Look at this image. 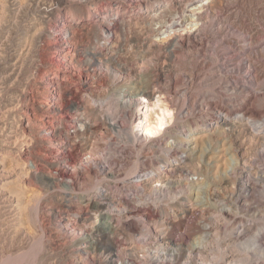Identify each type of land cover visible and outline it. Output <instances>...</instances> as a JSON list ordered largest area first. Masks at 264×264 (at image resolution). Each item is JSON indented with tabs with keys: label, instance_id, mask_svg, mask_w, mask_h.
Returning a JSON list of instances; mask_svg holds the SVG:
<instances>
[{
	"label": "rangeland",
	"instance_id": "obj_1",
	"mask_svg": "<svg viewBox=\"0 0 264 264\" xmlns=\"http://www.w3.org/2000/svg\"><path fill=\"white\" fill-rule=\"evenodd\" d=\"M161 1L0 0V264H264V0ZM233 85L252 121L174 161ZM139 98L171 113L150 139L131 133Z\"/></svg>",
	"mask_w": 264,
	"mask_h": 264
},
{
	"label": "built area",
	"instance_id": "obj_2",
	"mask_svg": "<svg viewBox=\"0 0 264 264\" xmlns=\"http://www.w3.org/2000/svg\"><path fill=\"white\" fill-rule=\"evenodd\" d=\"M153 5L154 4H151L150 7L148 8L150 12L145 13V14L153 13V10L155 7ZM133 9L135 10V6ZM62 22H63L62 19L58 20V23H62ZM112 41H114L113 36H112V31H111V28L109 26H107L104 28L102 35L100 37V40H99V45H100L101 50H103V51L108 50L110 48ZM156 41H157V45H159V44L167 45L165 48L168 49V57H169V59L173 60V59H176V56L173 53L175 51V49L177 48V47H175V45L178 43L183 44L184 39L183 38H177V37H173V38L164 37L162 39H157ZM101 56H106V54H102ZM109 58L112 59V58H114V56H111ZM212 73L213 72H211V74ZM125 81L126 80L122 81L120 78H117L115 80V82H113L111 85L112 90L113 91H121L123 88L124 89L130 88V86L128 84H125L126 83ZM225 84L226 85L233 84L231 78H229ZM154 87H156L154 89H157L155 91L161 92V89H159L160 88L159 86H154ZM229 88L231 90H235V92L232 94L233 97H230V96L226 97V100L229 103L227 105L228 109H226V111L223 109L218 110V106L216 105L215 108L210 109V111H212V113L205 112V114H200L196 122H190L187 125H183L179 128V130L177 132V139L172 144V148H173L172 152L177 154V156L174 158V161H177L178 159L182 160L192 150V144L196 138L190 143L189 140H190L192 134L190 133V131H187V130L185 131V129L188 128V126L190 124H192V123L197 124L200 121H202L200 124V128L202 130H206L205 132H207L209 129H213V128L217 127L218 125L229 126L232 123H234V124H240V123H246V122L249 123V118L247 116L246 110L244 109L245 91L243 89L237 88L235 85H233ZM211 90L213 92V88H211ZM152 98H141L142 100L140 99L138 101V103L136 104L135 110L133 112L132 129L134 131L135 137L138 139H141V140L150 139L153 137H145L139 131H136L133 127L134 119H135L136 114H138L139 105L146 102L147 100H151ZM154 98H159V97L157 96ZM230 103H232V105H230ZM165 127H166V125L164 126V128L162 130H164ZM181 148H183V149H181ZM181 150H183V152ZM168 152H171V150L169 148H168ZM158 165H160V167L157 169L156 167H158ZM158 165L156 167H154L153 169H150V170L148 168H143L132 179H135L138 182H141L144 180H150V179L151 180L157 179L160 175H162L164 172H166L168 167H169L168 164H166V163H161ZM243 184L246 187V183L244 182Z\"/></svg>",
	"mask_w": 264,
	"mask_h": 264
},
{
	"label": "bare ground",
	"instance_id": "obj_3",
	"mask_svg": "<svg viewBox=\"0 0 264 264\" xmlns=\"http://www.w3.org/2000/svg\"><path fill=\"white\" fill-rule=\"evenodd\" d=\"M152 3L154 4V10L153 12L157 11L159 9V6L163 5V1L161 0H152ZM151 3V4H152ZM88 6V5H87ZM131 6V5H130ZM135 6V5H134ZM134 6L132 5L131 8L133 9ZM147 10L145 11V13L150 12L148 9V6L145 7ZM89 9V8H87ZM100 12H102V10L100 8H94L90 11V18L86 19H92L94 20L95 18H97L100 14ZM106 16V15H105ZM65 18H68L67 16ZM65 18L63 19V22L65 20ZM62 19V18H61ZM56 22V21H54ZM89 22V21H88ZM110 22V21H109ZM62 26V25H61ZM64 27V26H63ZM68 27V26H67ZM73 29V28H72ZM73 33V32H72ZM73 35V34H72ZM56 39V38H55ZM71 39V38H70ZM57 41L59 40V37L56 39ZM50 84V83H49ZM54 93V100L58 99V93L57 91L54 89L53 90ZM140 99V98H139ZM142 100V99H141ZM231 104V103H230ZM135 108V107H134ZM134 111V110H133ZM170 111L165 107V105L159 100H154L151 101V103L149 101H146L142 104L139 105V112H138V116H136L135 119V125L133 123V127L136 131H139L142 135H144L145 137H154L157 136L160 131L164 128V126L167 124L168 125V121L170 119H167L166 117L170 118ZM172 116V115H171ZM250 122L252 120H249ZM170 122V121H169ZM202 121H200L197 124H190L188 126V128L185 129V131H190L191 138L189 140V142L191 143L197 136L202 135L206 130H202L200 128V124ZM132 127V126H131ZM130 127V128H131ZM133 130H131L132 133ZM134 134V133H133ZM135 137V136H134ZM183 149V148H181ZM183 152V150H181ZM143 164V163H142ZM137 167V165H136ZM160 166H158L159 168ZM157 168V169H158ZM134 170V168H133ZM156 170V169H155ZM64 173V172H63ZM244 231V230H243ZM260 232V231H259ZM255 238V237H254ZM254 240V239H253ZM35 251V250H34ZM20 257V256H19ZM262 257V256H260ZM22 258V257H21ZM263 258V257H262ZM258 260V259H257ZM264 261V260H263ZM242 262V261H241ZM231 263V262H230Z\"/></svg>",
	"mask_w": 264,
	"mask_h": 264
}]
</instances>
